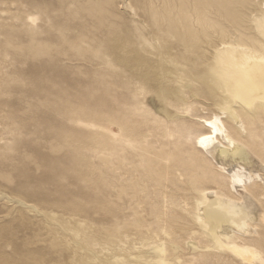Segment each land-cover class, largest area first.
Listing matches in <instances>:
<instances>
[{
	"label": "rangeland",
	"instance_id": "obj_1",
	"mask_svg": "<svg viewBox=\"0 0 264 264\" xmlns=\"http://www.w3.org/2000/svg\"><path fill=\"white\" fill-rule=\"evenodd\" d=\"M262 3L0 0V264H244L207 242L189 182L228 185L192 150L229 108L209 40L239 37ZM261 119L244 116L252 157ZM237 196L264 264V187Z\"/></svg>",
	"mask_w": 264,
	"mask_h": 264
},
{
	"label": "bare ground",
	"instance_id": "obj_2",
	"mask_svg": "<svg viewBox=\"0 0 264 264\" xmlns=\"http://www.w3.org/2000/svg\"><path fill=\"white\" fill-rule=\"evenodd\" d=\"M262 5L264 6V3ZM219 34L217 40H209L214 60L212 70L217 76L214 82L218 90L214 92L217 96H222L219 90L224 92L223 100L227 101L229 108L213 111L203 120L200 130L195 131L196 142L192 150L197 162H209L220 173L225 174L228 185L225 191L211 188L204 185L199 179L201 177L196 173L195 179L192 178L189 182L190 189L196 195L194 216L198 224L204 228L210 245L225 250L244 264H257L263 260L259 250L260 243L253 239V235L256 234L255 222L258 218L252 217L247 212L239 201L241 197L237 195L240 189L249 190L253 186L264 187V143L262 145L256 142L258 151H253L255 154L252 157L247 142L242 140L243 136L249 135L244 116L258 122L264 118V11L261 10L255 18L253 26L239 30V37L224 38L223 32ZM188 35L194 39L193 30L189 31ZM158 38L160 39V36ZM153 40L157 41L156 38ZM179 117L190 120L182 114ZM177 125L179 126L175 125V130H179L182 122L178 121ZM190 128L193 127L190 126ZM194 130L193 128L192 131ZM176 131L174 135L172 134V138ZM184 133L176 134L177 137L170 143L178 146L186 143L188 136L186 132ZM201 137H211L206 146L199 143ZM195 169L197 167L193 168L194 172ZM209 175L213 181L216 179L215 176ZM158 251L161 254L165 252L159 247ZM159 264L171 263L161 257Z\"/></svg>",
	"mask_w": 264,
	"mask_h": 264
},
{
	"label": "snow or ice",
	"instance_id": "obj_3",
	"mask_svg": "<svg viewBox=\"0 0 264 264\" xmlns=\"http://www.w3.org/2000/svg\"><path fill=\"white\" fill-rule=\"evenodd\" d=\"M211 126V125H210ZM211 139V137H201L199 143L202 145V146H206V143L207 141H209Z\"/></svg>",
	"mask_w": 264,
	"mask_h": 264
}]
</instances>
